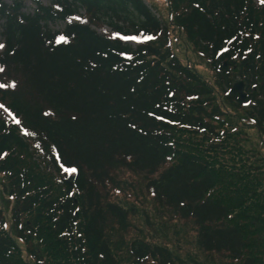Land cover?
Masks as SVG:
<instances>
[{
  "label": "trees",
  "instance_id": "obj_1",
  "mask_svg": "<svg viewBox=\"0 0 264 264\" xmlns=\"http://www.w3.org/2000/svg\"><path fill=\"white\" fill-rule=\"evenodd\" d=\"M32 2L25 11L23 0H0V102L9 97L19 130L31 132L50 152L65 193L19 195L14 233L5 229L0 209V264H31L16 238L34 264H42L30 241L43 235L38 227L64 244L76 235L73 253L82 264L100 258L117 264L104 218L124 230L131 212L103 203L100 187L117 184L119 169L143 175L158 206L194 225L204 252L243 264L261 259L264 157L238 141L247 120L264 141V40L257 45L247 0H168L172 13L185 4L174 25L206 57L223 96L250 105L246 119L225 111L210 84L180 61L167 23L148 0ZM131 36L140 39H124ZM235 75L246 87L244 100L233 89ZM17 131L0 124V157L14 140L22 143ZM72 167L77 170L66 180L63 170ZM127 243L126 264H180L164 245L140 237Z\"/></svg>",
  "mask_w": 264,
  "mask_h": 264
},
{
  "label": "rangeland",
  "instance_id": "obj_2",
  "mask_svg": "<svg viewBox=\"0 0 264 264\" xmlns=\"http://www.w3.org/2000/svg\"><path fill=\"white\" fill-rule=\"evenodd\" d=\"M42 1L45 2V0ZM148 1L151 4L153 3L162 19L167 23L169 45L180 61L192 67L200 77L210 84L218 95L225 111L232 113L234 116L238 114L242 119H246L245 113L250 110V105L247 103L235 105L223 96L206 57L197 46L187 39L185 33L174 25V15L180 10L182 11L185 4L181 3L176 9L177 11L172 13L168 0ZM7 2H10V0H7ZM23 3L25 11H31L34 8L32 0H23ZM247 3L257 22L255 38L257 45H259L261 40H264V2H261V0H247ZM52 27L54 29L60 28V24H54ZM130 42L136 43L137 41L130 40ZM2 48L0 37V51ZM233 82L235 84L243 81L235 75ZM245 88L244 86L243 89L246 93ZM3 102L5 103L0 102V106H2L0 107V124L8 126L13 124L18 129L17 135L22 139L21 144L16 140L10 143V149L0 157V209L5 217V229L14 233L11 216L19 195L28 198L47 192L52 197H59L65 193V189L62 183L63 180L58 178V175L49 164L50 152L43 148V145L31 132L19 130L18 119L10 113L7 107L9 97ZM252 123L247 120L246 126H241L243 131H240V135L238 134V141L244 147L259 151L264 157L263 138ZM218 126L222 131L224 125L218 124ZM241 134H244L243 137ZM19 145L24 146L18 147ZM180 146L185 148L188 144L183 142ZM63 171V177L66 180H69V176L75 174V171ZM116 172L117 184L107 183L106 186H101L100 190L103 203L114 201L131 212L127 228L124 230L119 228L118 224H115L107 215L104 218L106 220L105 238L109 242V248L117 264L129 262L127 242L134 237L144 238L151 243L166 246L180 264H243L242 260H234L225 253H207L199 248L196 243L194 225L191 222L177 218L172 211L165 207L158 206L152 199L151 190L145 186L146 180L143 175L134 174L125 169H119ZM16 175L20 176L18 178L20 187L15 185ZM234 178L235 183H238L239 177L235 176ZM237 186L243 187V181L241 180ZM36 213L37 211L33 210L31 216H35ZM40 220L44 222L42 218ZM38 231L43 235L38 238H31L30 241L32 247L40 254L42 264H55L57 262L82 264L79 259L74 257L76 253H73V249H79V241H77L76 235L71 238V242L66 241L67 244H64L53 236L44 233L45 229L43 227H38ZM16 242L21 249L22 257L34 264L33 258L27 252L26 244L17 238ZM67 245L70 247H67ZM256 251L261 259H257L255 264H264V252L262 253L258 249ZM79 256L81 257L82 254ZM98 264L106 263L100 258Z\"/></svg>",
  "mask_w": 264,
  "mask_h": 264
},
{
  "label": "water",
  "instance_id": "obj_3",
  "mask_svg": "<svg viewBox=\"0 0 264 264\" xmlns=\"http://www.w3.org/2000/svg\"><path fill=\"white\" fill-rule=\"evenodd\" d=\"M233 89L238 92L240 95V99L244 100L245 99V93L243 92V84L242 82L235 83L233 86Z\"/></svg>",
  "mask_w": 264,
  "mask_h": 264
},
{
  "label": "snow or ice",
  "instance_id": "obj_4",
  "mask_svg": "<svg viewBox=\"0 0 264 264\" xmlns=\"http://www.w3.org/2000/svg\"><path fill=\"white\" fill-rule=\"evenodd\" d=\"M261 2H264V0H261ZM118 35V34H117ZM149 37H144V39H148ZM61 39H64L63 37H61ZM124 39H130V40H138L140 39V37H137V36H131V37H124ZM14 84V82H13ZM2 107V106H0ZM18 122V121H17ZM67 171H76L77 169L75 167H72V168H68L66 169Z\"/></svg>",
  "mask_w": 264,
  "mask_h": 264
}]
</instances>
